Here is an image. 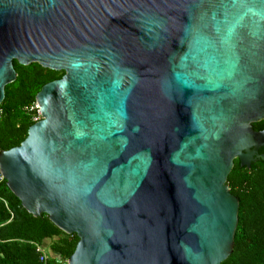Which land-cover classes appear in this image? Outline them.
<instances>
[{
	"label": "water",
	"instance_id": "1",
	"mask_svg": "<svg viewBox=\"0 0 264 264\" xmlns=\"http://www.w3.org/2000/svg\"><path fill=\"white\" fill-rule=\"evenodd\" d=\"M15 59L65 71L0 173L77 234L69 264H223L229 173L264 160V0H0V118Z\"/></svg>",
	"mask_w": 264,
	"mask_h": 264
},
{
	"label": "trees",
	"instance_id": "2",
	"mask_svg": "<svg viewBox=\"0 0 264 264\" xmlns=\"http://www.w3.org/2000/svg\"><path fill=\"white\" fill-rule=\"evenodd\" d=\"M15 67L20 76L8 83V93L1 102L0 151L19 145L26 137L29 126L37 121L38 109L31 107L37 92L65 72L37 62L23 65L16 59ZM254 124L264 129V119ZM235 162L228 181L240 195L241 213L236 248L223 264H264V160L257 159L249 167L237 158ZM77 241L76 233L63 232L46 213L34 216L27 211L0 173V264H58L56 259L68 258ZM38 246L46 251L44 261L39 259Z\"/></svg>",
	"mask_w": 264,
	"mask_h": 264
},
{
	"label": "built area",
	"instance_id": "3",
	"mask_svg": "<svg viewBox=\"0 0 264 264\" xmlns=\"http://www.w3.org/2000/svg\"><path fill=\"white\" fill-rule=\"evenodd\" d=\"M31 107H32V108H37V109H38L36 102H35V105H33V106H31ZM37 112H38V116L35 117L36 120H38V119L40 118V112H39V110H37ZM1 176H2V175H1ZM2 177H3V176H2ZM37 250L40 252V257H39V259H40L41 261H44V260L46 259V256H47V254L45 253L46 251L44 250V247H43V246H38V247H37ZM56 261L58 262V264H69V263H68V258H57Z\"/></svg>",
	"mask_w": 264,
	"mask_h": 264
},
{
	"label": "rangeland",
	"instance_id": "4",
	"mask_svg": "<svg viewBox=\"0 0 264 264\" xmlns=\"http://www.w3.org/2000/svg\"><path fill=\"white\" fill-rule=\"evenodd\" d=\"M44 247H45L46 250H48V244H47V242L45 243Z\"/></svg>",
	"mask_w": 264,
	"mask_h": 264
}]
</instances>
